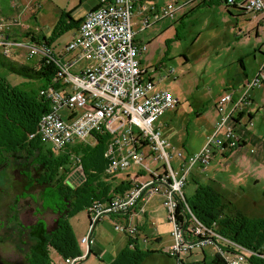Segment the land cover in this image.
Masks as SVG:
<instances>
[{"label": "built area", "instance_id": "obj_1", "mask_svg": "<svg viewBox=\"0 0 264 264\" xmlns=\"http://www.w3.org/2000/svg\"><path fill=\"white\" fill-rule=\"evenodd\" d=\"M137 1L99 0L80 19L58 53L51 44L31 40V35L28 40L11 35L14 26L29 28L20 18L22 10L13 17L0 18L3 55L11 57L25 48L30 57H39L37 65H54L52 78L40 89V94L50 102L49 110L38 121L36 133L40 139L62 149L71 142L88 138L94 145L95 137L102 135L106 173L136 167L137 174L126 188L109 199L95 198L86 206L88 226L80 237L86 251L79 250L76 256H60L52 264H77L86 258L94 243L92 230L104 217L121 216L120 221H113L114 228L135 237L137 227L125 216L133 212L139 201L158 193L164 196L166 216L172 224V243L167 252L178 263L206 245L215 248L220 260L216 264H250L253 256L264 258V250L245 247L204 224L191 210L183 193L195 164L206 169L216 152L223 154L244 145L242 131H249L253 120L248 118L242 123V116L252 108V90H264V57L258 61L254 74L245 79L236 99L230 90L215 99L217 119L212 131L200 150L186 154L183 147H173L161 133L158 119L166 110L175 109L178 99L158 86L161 80L169 78L172 69L155 77L154 66L141 64L140 55L147 45L134 42L132 22ZM196 1L170 0L157 8L151 1L143 0L139 7L146 13L140 20V29L163 18H172L177 10ZM225 4L253 15L257 22H264V0H226ZM79 61L84 64L71 71ZM63 109L70 110L65 117L61 114ZM33 136L31 133L29 138ZM172 158L176 159V168L172 166ZM78 167L81 169V165ZM144 170L146 177L138 179L140 173L145 175Z\"/></svg>", "mask_w": 264, "mask_h": 264}, {"label": "rangeland", "instance_id": "obj_2", "mask_svg": "<svg viewBox=\"0 0 264 264\" xmlns=\"http://www.w3.org/2000/svg\"><path fill=\"white\" fill-rule=\"evenodd\" d=\"M23 1L24 3L27 2L26 6L24 8L16 6L14 12L22 9L20 18L31 29L32 19H30L29 10L38 7L34 5L35 0ZM216 8L218 11L205 12L201 15V20L199 19L194 24L193 29L196 31L203 30L202 33H182L179 48L173 47L174 55L172 54L170 60L158 71L162 75L172 69L169 78L161 80L158 86L166 88L178 98L176 110H168L160 119L162 135L168 139L173 147L183 146L186 154H193L200 150L205 140V136L201 134V118L197 119L195 115L201 109V97L206 98L208 96L207 98H210L211 95L221 90L220 81L223 78L228 82L236 79L235 83L237 84V77L234 74L241 69L237 59L239 56H242L248 74L252 72L253 58L260 61L264 57V55L262 57L264 52V24L258 25L257 21L252 18L248 20V17L240 18L237 15L236 18L230 16L228 18L221 6ZM24 9H26L24 14L27 16L23 14ZM15 15L16 13L10 17ZM169 19L167 17L161 20L170 21ZM213 19L214 24L211 23ZM256 24L258 28L254 31ZM212 29L217 33H211ZM239 30L243 38L241 42H236L235 34ZM44 31L46 33V29ZM32 34L34 35V33H27L20 38L28 40V36ZM34 36L38 37L37 35ZM70 36L71 28L63 30L55 37L52 46L57 53L66 44ZM11 57L19 63L28 65H36L37 63L36 57L35 61L28 55L25 48L12 54ZM83 64L84 61H79L71 68V71H77ZM256 64L258 65V62ZM231 76H234L233 79H230ZM7 78L12 84L23 81L21 77L14 74H7ZM263 103L259 104L262 115L264 114ZM69 112V109H63L61 114L65 117ZM258 119L260 120L261 116H256V120ZM241 136L244 140L245 135L242 133ZM87 140L90 141V138ZM241 147L237 149H241ZM87 150L89 149H84L83 145L77 141L71 142L62 149H55L49 141L42 145L44 154L48 155L47 151H50L54 158L66 157V162H63L59 170L61 171L62 167H67L70 170L67 178L72 182L83 178L82 170L75 164L74 156L80 157ZM25 153V151L17 153L14 158L10 156L8 165L0 168V257L7 261L23 263H27L30 247L34 242V239L28 234L27 226L38 218H43L48 227L51 228L57 219V214L51 208L43 205L45 184H39L37 180H33L38 179V172L41 167L34 163L33 156H26ZM218 157L214 156L207 164L206 169H202L198 164L192 167L187 177L188 181L183 187L184 195L189 198L197 183L208 182L215 189L219 190L218 188H220L222 190V203L225 205L224 210L226 212H243L248 217L250 225H261L260 229H263L264 223H259V220L264 219V179L259 176L258 180L255 181L256 179L252 174L255 169L252 166L247 168L246 165L237 161L227 164L224 163V159L221 160ZM171 163L176 168L175 158H172ZM129 169L136 170V167H130L125 171ZM125 171L121 172L124 173ZM144 173L147 174L146 170ZM68 182L70 186L73 185L70 181ZM54 190V187H46L48 197H53ZM80 222H82L81 218ZM75 223L70 226L77 247L81 252H85L86 249L83 250L84 245L80 243L81 236L78 237L77 235ZM140 246L143 247L141 244ZM211 247L212 245H206L202 249L193 250L184 256L180 263L173 256L155 253L144 258L146 260L140 264H211L213 258V255H210ZM203 250L207 253L206 259H204ZM49 256L52 261H56L60 255L51 249ZM85 259L77 264H81Z\"/></svg>", "mask_w": 264, "mask_h": 264}, {"label": "crops", "instance_id": "obj_3", "mask_svg": "<svg viewBox=\"0 0 264 264\" xmlns=\"http://www.w3.org/2000/svg\"><path fill=\"white\" fill-rule=\"evenodd\" d=\"M142 1L143 0H138L134 6L132 22V28L135 33L134 42L136 44L145 43L147 45L146 51L142 52L140 55V61L141 64L145 66L147 65L155 67V77L164 75L159 74L158 71L162 69L167 61L170 60V58L174 55L173 47L175 46L179 48L182 33L203 32V30L196 31L195 29H193V26L195 23H197V21H199V19L201 20V15L205 12L218 11V8L216 7L221 6L222 10L225 11L228 18L229 16L236 18L237 15L240 18L248 17V20L252 18L257 21L256 17L251 14L244 13L234 8H228L226 4L222 2V0H198L194 3H188L183 8L177 10L174 17L169 19L170 21L159 20L146 29L142 30L140 29V20L146 13L145 10H142L139 7V4ZM149 1H151L158 8L165 5L170 0ZM98 2L99 0H35L34 5L38 6V8L29 10V13H31L30 15H32L33 17L31 20L32 28L30 30H28L29 28L25 30L15 27L13 30H11V35L13 37L20 38L22 37V35L24 37L27 34L25 33L26 31H29L33 32L34 35H37V38L39 40L43 36L48 37L62 11L69 12L70 16L73 19L80 21V19L88 10L95 8L98 5ZM26 4L27 2L24 3L23 0H0V17H10L18 12H14V8L16 6H22L24 8ZM25 11L26 9L23 10V14L25 13ZM24 15L27 16L26 14ZM211 23H215L214 19ZM50 24L52 26H49ZM257 24L263 25L264 22L260 21L257 22ZM257 24L254 31H256V29L258 28ZM44 29H46V33ZM211 31V33H217L216 31H213V29ZM73 32L74 28H71V34ZM239 32L240 30L235 34L236 42H241L243 38ZM254 34L256 35V33ZM263 55L264 52L262 53V57ZM35 57L38 63V56H32L31 58L35 60ZM237 59L241 66V69L236 71L234 74L235 77H237V84L235 83L236 79H233L234 76L230 77V79L233 80H229V82L225 78H223L220 81L221 90L211 95L210 98H207L208 96H206L207 99L201 97V109H199V111L196 112L195 115L197 119L201 118V134L205 136V138L212 131L213 125L217 119V112L214 107V101L216 97L225 90H230L233 92V97L236 99L242 90L243 82L246 78L252 76L257 68L256 63L259 61L253 58L254 62L252 72L251 74H248L243 63L242 56H239V58ZM263 95L264 90L260 88L252 90V108L248 113L245 112L242 116V123L246 122L248 118H251L254 121L252 129L247 132L242 131V133L245 135L243 137L244 146L241 147V149L229 151L223 155L220 152H216L214 155L219 156L218 158H220L221 160L224 159V163L227 164H231L232 161H237L241 162L243 165H246L247 168L252 166L255 169V171L252 172L253 177L256 179L255 181L258 180L259 176L264 179V114L262 115L259 109V104L261 105V103H263L264 101ZM207 102H209V104H207ZM263 105L264 103L262 104V106ZM174 110H176V108L172 111ZM167 112L168 110L160 115L158 119L159 124L161 123L160 119ZM256 116H261V119L256 120ZM241 129L243 128H240V130ZM77 142L79 144H82L83 146L93 145L91 143V139L90 141L86 139L85 141L81 140ZM203 144L201 145V148ZM89 172H94V170L90 169ZM136 174L137 173L135 169H129L124 173L120 171L114 174L106 173L105 170H102L99 174H97V176H94L92 179L94 185H99L98 188L95 186L93 188L95 189V193L92 196L93 199H109L112 195L126 188ZM139 175L140 176H138V179L140 180L146 177V175H142V173H140ZM83 179L84 178H81L79 181H75L72 183L75 187H77ZM218 189L219 191H222L220 188ZM98 192L100 193L96 194ZM163 202L164 196L161 193L153 194L147 199L139 201L133 209V212L125 216L126 220L128 219L137 227V234L135 235V237L130 238L124 232L118 231L114 228L113 221H118L121 216L113 215L110 217H104L103 219L99 220L92 230L94 243L90 246V252L81 264H114L119 259L120 253L125 249L135 252H146L147 254L144 258H148L155 253H159L165 256L166 254L170 255L167 250L172 243V224L167 219L166 209ZM85 208L86 206L84 207V209L77 212L76 214H73L68 219L70 225H73V223L76 222L75 228L78 237L84 235L87 231L88 215ZM80 218L82 222H80ZM140 244L143 247H141ZM214 250L215 249L212 246L210 255H213V258L211 260V264H216L217 261H220L217 258L218 256ZM203 253L205 255L204 259H206L207 253L205 252V250H203ZM59 260L60 256L56 261Z\"/></svg>", "mask_w": 264, "mask_h": 264}, {"label": "trees", "instance_id": "obj_4", "mask_svg": "<svg viewBox=\"0 0 264 264\" xmlns=\"http://www.w3.org/2000/svg\"><path fill=\"white\" fill-rule=\"evenodd\" d=\"M225 1L222 0L224 3ZM32 18L31 15L30 19ZM78 23L69 12L62 11L48 37L43 36L39 40L32 34L30 38L35 42L42 40L46 44H52L63 30L76 28ZM53 72L52 64L39 63V66H35L19 63L0 52V168L8 165L10 156L14 158L17 153L25 151L26 156H33L34 163L41 167L38 179L33 180L55 188L53 197H48L46 187L43 196V205L57 214L55 225L49 228L43 218H38L27 226L29 236L34 239L27 264H52L49 256L51 249L63 257L78 255L79 249L68 219L93 200V188H98L99 185H94L92 179L105 170L107 163L103 156L105 138L102 135L96 136L94 145L83 146L84 149H89L85 154L74 156L77 167L81 165L84 178L75 187L68 182L72 183L67 178L70 170L67 167L59 170L63 162H66V157L54 158L50 151H47L48 155L42 152V145L46 142L36 132L39 118L49 110L50 102L40 94V89L49 83ZM7 74L19 76L23 81L12 84ZM31 133L34 136L29 138ZM90 169L94 172L90 173ZM185 200L198 219L221 235L259 252L264 250V228L260 229L261 225H250L243 212H226L222 192L211 184L197 183L193 194L189 198L185 196ZM259 223H264V219H260ZM146 254L125 249L114 264H140ZM249 263L264 264V258L253 256Z\"/></svg>", "mask_w": 264, "mask_h": 264}, {"label": "water", "instance_id": "obj_5", "mask_svg": "<svg viewBox=\"0 0 264 264\" xmlns=\"http://www.w3.org/2000/svg\"><path fill=\"white\" fill-rule=\"evenodd\" d=\"M0 264H27L23 262L7 261L0 257Z\"/></svg>", "mask_w": 264, "mask_h": 264}, {"label": "flooded vegetation", "instance_id": "obj_6", "mask_svg": "<svg viewBox=\"0 0 264 264\" xmlns=\"http://www.w3.org/2000/svg\"><path fill=\"white\" fill-rule=\"evenodd\" d=\"M39 176V175H38Z\"/></svg>", "mask_w": 264, "mask_h": 264}]
</instances>
